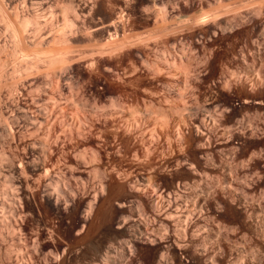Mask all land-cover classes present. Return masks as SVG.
<instances>
[{"label": "rangeland", "instance_id": "rangeland-1", "mask_svg": "<svg viewBox=\"0 0 264 264\" xmlns=\"http://www.w3.org/2000/svg\"><path fill=\"white\" fill-rule=\"evenodd\" d=\"M35 1L20 13H46L37 33L13 21L16 0L5 3L0 97L14 71L20 110L34 116L43 102L79 112L75 151L62 135L55 157L76 197L62 219L39 192L37 217L24 198L11 214L0 170V264H14L9 246L27 251L34 237L44 247L28 264H178L177 244L186 264H264V0ZM11 28L22 30L18 43ZM49 50L65 52L64 63L33 64ZM20 113L10 158L38 138Z\"/></svg>", "mask_w": 264, "mask_h": 264}, {"label": "bare ground", "instance_id": "bare-ground-1", "mask_svg": "<svg viewBox=\"0 0 264 264\" xmlns=\"http://www.w3.org/2000/svg\"><path fill=\"white\" fill-rule=\"evenodd\" d=\"M7 1V0H6ZM6 1H5V3H6ZM13 1V0H12ZM15 1V0H14ZM1 2H4V1H1L0 0V13H1V21H2V23H5V24H7V27H9V21H8V16L6 15V13H5V3H1ZM10 2V1H9ZM8 4V3H7ZM11 3H9V5H10ZM34 4H37V1H35V0H31L30 2L28 1V0H16V2L12 5L11 4V6H12V9H13V14H14V19H13V21L15 22V24H17V27H19L20 29H25V28H27V26L31 23L34 27H35V31L34 32H39L40 31V28H41V23H42V18L44 17V15H46V13L43 15V17L37 12V13H32L30 16H25V15H22L20 12H21V10L23 9V10H25V9H29L30 7H32ZM34 6H38V5H34ZM33 6V7H34ZM33 7H32V9H33ZM8 8H9V6H8ZM11 9V8H10ZM10 11H12V10H10ZM41 11H42V9H41ZM22 12H24V11H22ZM44 13V12H43ZM64 13H66V12H63V14ZM51 14V13H50ZM67 14V13H66ZM66 16H68V14L67 15H65L64 14V16H62L63 17V21L65 22V23H67V25L70 23H72L71 22V20L69 19V18H67ZM53 17V16H52ZM51 18V17H50ZM50 18H47V19H50ZM46 19V18H45ZM4 21V22H3ZM51 21H52V19H51ZM45 22V21H44ZM49 22H50V20H49ZM63 22V23H64ZM69 22V23H68ZM1 23V22H0ZM67 25H65V26H67ZM11 27V26H10ZM63 27H64V25H63ZM70 27V26H69ZM19 28H11V30H12V32L10 33V34H12V36L14 37V39H17V41H16V43H18V38H19V34H20V32H22V30H20ZM60 28H62V26L60 27ZM26 30V29H25ZM20 31V32H19ZM35 33V34H36ZM11 36V37H12ZM13 37H12V39H13ZM14 42H15V40H14ZM53 42V41H52ZM57 42V41H56ZM50 43V42H49ZM55 43V42H54ZM53 43V44H54ZM50 45V44H49ZM52 46L54 47L55 45H52L51 44V49H52ZM50 49V50H51ZM48 51V53H45V54H42V56H40V57H38V58H36L35 59V62L33 63L34 65H36V63H45V64H48V65H52V64H54L55 62H57V63H59V61H61V62H63L64 63V61L63 60H65L66 58H65V56L63 55L65 52H63V53H59V54H56V53H54V51ZM66 62V61H65ZM43 65V64H42ZM56 65V64H55ZM48 67H50V66H48ZM53 67V66H52ZM25 70H26V68H25ZM24 70V71H25ZM56 71V70H55ZM54 71V73H57V71L55 72ZM26 72V71H25ZM53 73V72H52ZM53 73V74H54ZM6 74V73H5ZM15 73H14V71H11V72H9V77H10V80L8 81L7 80V78L5 77L4 78V80H7L6 81V84L5 85H7L6 86V88H7V93H6V96L5 95H3V96H5V99L3 100L2 99V96L0 97V125L2 124V129H1V132H0V138H1V141H0V170H3V172L1 173V174H3V177L5 176V178H6V180H7V182L9 183V187H8V189L10 188V190L9 191H7V193L5 192V195H6V198L10 201H6V200H4L3 201V203H2V206L6 209V208H10L9 210H10V212H11V214H12V212L15 210V209H13L17 204V202H20L19 200L20 199H22V198H24L26 201V210H25V212H28L29 214H31L32 215V218L34 219V217L33 216H35V208H34V205L32 204V199H34V195L36 194V192L38 193H43L42 195V198H41V204L43 203V205L46 207V208H48L50 211H52L53 213H55L56 215H58L61 219L62 218H64V216L65 215H67L66 214V211L70 208V206L72 205V203L71 202H73V200H74V198L76 197V195H75V191H73L72 190V188H71V185H70V182L68 183L67 182V184L65 183V185H67V187L66 186H63V185H61V184H63V182H61L62 181V177L61 178H59V175L61 174V175H63L62 173H60V171H61V167L63 166V162H62V160H61V158H63V157H61L60 158V156H62V155H60L59 157H57V158H55L56 157V155H57V152H56V149L58 148L57 147V144H58V141H59V139L61 138V136L63 135V136H66L67 138H68V142H67V144L69 145V146H71V147H69V148H75L76 147V142H78V141H76V134H78V133H76V129L74 128V127H76V126H73V125H75V122L78 120V111L77 110H75V109H73L72 107V109L71 110H69V111H67V110H65L66 109V107L68 106H66L65 108L64 107H57L58 109H56V106H55V109L56 110H54V109H52V108H49V107H47V106H45V105H43L42 106V103L43 102H41L36 108H35V110H33V107H32V110H33V114H34V116H30V113H26L25 112V110L27 109H25V110H20L19 109V107H20V105H19V107H17V105H16V102H15V94H16V91L18 90L17 89V81L16 80H14L12 77L13 76H15L14 75ZM52 74V75H53ZM58 74V73H57ZM3 75V74H2ZM1 75V76H2ZM48 75H50V74H48ZM6 76L8 77V75L6 74ZM17 76V75H16ZM15 76V77H16ZM58 76V75H57ZM2 77H4V75L2 76ZM9 77H8V79H9ZM25 77H27V76H24V78ZM55 77V76H54ZM23 78V79H24ZM3 79V78H2ZM16 79V78H15ZM26 79V78H25ZM51 79H53V77H51ZM56 79V78H55ZM45 79H43V81H44ZM15 81H16V83H15ZM42 81V79H41V81H40V83H42L43 82ZM55 81V80H54ZM59 81V80H58ZM8 83V84H7ZM69 83H71V82H69ZM23 84V83H22ZM58 84V83H57ZM24 85V84H23ZM41 85V84H40ZM39 83L37 84V91H38V89H39ZM46 85H47V83H46ZM69 85H71V84H69ZM25 86V85H24ZM59 86V85H58ZM57 86V87H58ZM72 86V85H71ZM70 86V88H72ZM26 87V86H25ZM45 88H46V86H45ZM74 88V87H73ZM25 89V88H24ZM34 88H32V90H33ZM44 89V88H43ZM42 89V90H43ZM47 89H49V88H47ZM35 90V89H34ZM33 90V91H34ZM42 90H39V92H41L42 93ZM50 90V89H49ZM29 91V90H28ZM32 91V92H33ZM50 91H52V88H51V90ZM59 91V90H58ZM72 91V90H71ZM70 91V92H71ZM21 92V91H20ZM30 92V91H29ZM35 92V91H34ZM39 92H37V93H39ZM54 91H52V93H53ZM61 92V91H60ZM17 93H18V91H17ZM23 93V92H22ZM47 93V92H46ZM45 92H44V94H46ZM58 93V92H57ZM62 93V92H61ZM60 93V94H61ZM19 94V93H18ZM17 94V95H18ZM40 94V93H39ZM50 94V93H49ZM75 94V93H74ZM53 95V96H52ZM50 94V96H52L53 98H54V94ZM73 95V94H72ZM48 96V95H47ZM52 97H50V99L52 98ZM74 97V96H73ZM68 98V97H67ZM70 98V97H69ZM69 98L67 99V100H69ZM44 99H45V97H44ZM71 99V98H70ZM74 99H77V98H74ZM53 100H55V99H52L51 101L53 102ZM38 101V100H37ZM42 101V100H41ZM46 101V100H45ZM69 101H71V100H69ZM78 101V100H77ZM35 102V101H34ZM47 102V101H46ZM51 102V103H52ZM75 102V101H74ZM19 103V102H18ZM36 103V102H35ZM48 103V102H47ZM56 104H57V102H55ZM44 104H46L45 102H44ZM71 104H73V102L71 103ZM75 104V103H74ZM78 104V103H77ZM53 105H54V102H53ZM53 105H52V107H53ZM70 105V104H69ZM36 106V105H35ZM49 106H51L50 104H49ZM74 106V105H73ZM77 106H80V105H77ZM83 107V106H82ZM81 107V108H82ZM76 108V107H75ZM79 108V107H78ZM24 109V108H23ZM79 111L81 110V109H78ZM83 110V109H82ZM19 111V112H18ZM20 111L22 112L23 111V113H20ZM29 112V111H28ZM88 112V111H87ZM18 113H20V114H22L21 116H22V120L23 121H26L27 123H31L32 125H34V128H35V130L33 129V131H35L36 132V134H38L37 135V139H35V140H33V141H31L28 145L26 144L25 146H27L28 147V153H26V149H24V154L26 153L27 155H26V157H23V155H22V157L19 155V158H17L16 156H18V155H15L14 157L12 156L11 158L10 157H8V156H6V153H5V146L6 145H8V147L9 148H11L12 149V147H13V142L14 141H16L15 140V129L17 128V126H19L18 124H19V122H18V117L16 118V116H17V114ZM81 113V112H80ZM29 114V115H28ZM33 114H31V115H33ZM88 114V113H87ZM86 114V115H87ZM84 115V114H83ZM93 116H94V114H93ZM30 117H32L33 119H31ZM84 117V116H83ZM87 117V116H86ZM83 119V118H82ZM29 120H33V122H28ZM84 120V119H83ZM25 122V123H26ZM26 123V124H27ZM81 123H83L82 121H81ZM30 124V125H31ZM22 125V124H21ZM77 125V124H76ZM25 126V125H24ZM28 126V125H27ZM80 126V125H79ZM31 127H33V126H31ZM78 127V126H77ZM84 127V126H83ZM86 127V126H85ZM88 127V126H87ZM25 128V127H24ZM23 128V129H24ZM80 129V128H79ZM134 129V128H133ZM17 130H19V129H17ZM81 130V129H80ZM25 131V130H24ZM87 131V130H86ZM17 132V131H16ZM35 132H33V134L35 133ZM79 132V131H78ZM81 132V131H80ZM35 134V135H36ZM84 134H85V132H84ZM77 137H79V135L77 136ZM84 138H86V137H84ZM79 139V138H78ZM83 140V139H82ZM63 141V140H62ZM66 142V141H65ZM75 144V145H74ZM59 145V144H58ZM65 145H66V143H65ZM68 145H67V148H68ZM24 146V147H25ZM60 146V145H59ZM75 146V147H74ZM7 147V148H8ZM15 149H16V147H14ZM66 148V149H67ZM78 148V147H77ZM10 149V150H11ZM58 149H60V148H58ZM72 149V150H73ZM13 150V149H12ZM62 150H64V148L63 149H61V151ZM67 150H69V151H67ZM67 150H65V151H67V152H65V154L67 153L68 154V152H70L71 150L70 149H67ZM14 151V150H13ZM12 151V152H13ZM16 151V150H15ZM58 151V150H57ZM75 150H73V152H74ZM6 152H8V151H6ZM58 152H60V151H58ZM63 152V151H62ZM61 152V153H62ZM60 153V154H61ZM10 154V153H9ZM13 154V153H12ZM62 154H64V152L62 153ZM67 154L65 155V156H67ZM82 154V153H81ZM8 155V154H7ZM14 155V154H13ZM71 154L69 153V156H70ZM78 155H79V153H78ZM72 156V155H71ZM82 156V155H81ZM93 156V155H92ZM96 156V155H95ZM99 156V155H98ZM21 157V158H20ZM14 158V159H13ZM15 158H17V159H15ZM55 158V159H54ZM69 159L70 160V158H68V157H65V159ZM78 158L80 159V155L78 156ZM91 158V157H90ZM94 158V157H93ZM64 159V160H65ZM5 160V161H4ZM14 160H18L17 162H15ZM86 160V159H85ZM91 160H93V159H91ZM65 161H67V160H65ZM93 161H95V159L93 160ZM92 161V162H93ZM99 161V160H98ZM68 162V161H67ZM83 162H84V160H83ZM61 164H62V166H61ZM66 166H67V164H69V163H64ZM86 164H87V162H86ZM89 164V163H88ZM64 165V167H66ZM67 167H70L69 165L67 166ZM2 168V169H1ZM63 168V167H62ZM0 174V175H1ZM60 175V176H61ZM65 177V176H64ZM67 178H65V180H66ZM63 181H64V178H63ZM67 181H68V179H67ZM15 184H18L20 187H18L17 185H16V187L17 188H20V190H17L16 189V187L15 188H12L13 187V185H15ZM104 186V185H103ZM73 187V186H72ZM102 187V186H101ZM74 189V188H73ZM101 189H103V188H101ZM100 189V190H101ZM19 191H21V192H19ZM19 192V193H18ZM97 192V191H96ZM95 192V193H96ZM79 193V192H78ZM18 194H20V195H18ZM83 194H84V192H83ZM89 194V193H88ZM87 194V195H88ZM170 194V193H169ZM171 195V194H170ZM20 196V197H19ZM96 196V195H95ZM78 197V196H77ZM81 197V196H80ZM180 198V197H179ZM178 198V199H179ZM92 199V198H91ZM90 199V201H92ZM42 200H43V202H42ZM23 201V200H22ZM33 201H35V200H33ZM75 201V200H74ZM89 201V202H90ZM95 201V200H94ZM195 202V201H194ZM36 203V202H35ZM34 203V204H35ZM16 204V205H15ZM36 205V204H35ZM73 205H75V203L73 204ZM196 205V204H195ZM19 206V205H18ZM21 206V205H20ZM155 206V205H154ZM17 207V206H16ZM72 207V206H71ZM153 207V206H152ZM168 207V206H167ZM73 208H74V206H73ZM169 208V207H168ZM175 208V207H174ZM11 209H13V210H11ZM37 209H40V208H37ZM72 209V208H71ZM88 210H89V208H87ZM159 209V208H158ZM157 209V210H158ZM18 210V209H17ZM70 210V209H69ZM73 210V209H72ZM71 210V211H72ZM166 210V209H165ZM16 211V210H15ZM38 212H40V210H38ZM67 212H69V211H67ZM73 212V211H72ZM15 213V212H14ZM13 213V214H14ZM27 213V214H28ZM41 213V212H40ZM88 212H85V214L84 215H86ZM163 213V212H162ZM165 213V212H164ZM24 214V213H23ZM69 214V213H68ZM169 214V213H168ZM170 214H171V212H170ZM169 214V215H170ZM4 215V214H3ZM31 215H29V216H31ZM40 215V214H39ZM39 215H38V217H39ZM176 215V214H175ZM184 215V214H183ZM182 214L181 215H179V216H183ZM1 216V215H0ZM57 216V217H58ZM176 217V218H173V216L171 215V216H168L167 217V220L168 221H170L171 220V222L172 221H174V222H176V224L177 225H179L180 224V222L181 221H183L182 220V218L183 217ZM186 216V215H185ZM2 217H4V218H6L7 216H2ZM35 217H37V216H35ZM41 217V216H40ZM39 217V218H40ZM70 218H71V216H69ZM82 217H85V216H83L82 215ZM87 217V216H86ZM175 217V216H174ZM59 218V219H60ZM73 218V217H72ZM2 219L3 218H1L0 220H1V223L3 222L2 221ZM8 218H6L5 220H7ZM4 220V219H3ZM35 220H36V218H35ZM185 220V219H184ZM36 221H38V220H36ZM41 220H39V222H40ZM76 221V220H75ZM74 221V222H75ZM87 221V220H86ZM9 222H10V220H9ZM9 222H4V223H8L9 224ZM183 222H185L186 223V220L185 221H183ZM11 223V222H10ZM188 223V222H187ZM192 223V222H191ZM140 224V223H139ZM172 224H174V223H172ZM182 224V223H181ZM2 225L4 226V225H6V224H3L2 223ZM73 225H74V223H73ZM166 225V224H165ZM176 225V226H177ZM186 225V224H185ZM7 226V225H6ZM10 226V225H9ZM167 226V225H166ZM186 226H188V225H186ZM5 227V226H4ZM8 228V227H7ZM168 228V227H167ZM179 228H180V226H179ZM181 229H183V228H181ZM8 230V229H7ZM12 230H13V228H12ZM50 230V229H49ZM48 230V231H49ZM80 230V229H79ZM81 230H82V228H81ZM184 230V229H183ZM16 231H18V230H16ZM51 231V230H50ZM138 231H139V233L142 231V226L141 225H138ZM194 231V230H193ZM14 232V231H13ZM12 232V233H13ZM15 233V232H14ZM142 233V232H141ZM140 233V234H141ZM193 233V232H192ZM191 233V234H192ZM40 234V233H39ZM53 234V233H52ZM209 234V233H208ZM12 235V234H11ZM35 235V234H34ZM38 235V234H37ZM193 235V234H192ZM59 236V235H58ZM208 237L210 236V235H207ZM214 236V235H213ZM14 237V236H13ZM38 237V236H37ZM52 237V236H51ZM206 237V236H205ZM50 238V237H49ZM90 237H88V235L87 234H80V239L81 240H83L84 241V243H86V245L87 244H91L92 243V241H91V239H89ZM200 238V237H199ZM198 238V239H199ZM31 239H33V238H31ZM40 239V238H39ZM196 239V238H195ZM53 240V239H52ZM206 240V239H205ZM204 240V241H205ZM217 240V239H216ZM219 240V239H218ZM54 242V241H53ZM25 243V242H24ZM31 242H29V244H30ZM26 244V243H25ZM24 244V245H25ZM29 244H27V245H29ZM89 244V245H90ZM175 244H176V242H175ZM212 244V243H211ZM22 245V244H21ZM27 245H25V246H27ZM178 245V244H177ZM176 245V248L173 250V256H174V259H175V261L178 263V264H186V262L182 259V257L180 256V253L178 252V250H180V248H179V246H177ZM205 245V244H204ZM42 246L44 247V245L42 244V242L41 241H39L37 238H35L34 237V239H33V245L32 246H30L29 245V248H28V250L27 251H25V250H23V251H25V252H23L22 251V248H18V250L16 251V250H14V248L12 249V251L10 252H7L8 251V249H10V248H12L11 247V245L9 246L10 248H8L7 249V251H6V254L8 255V259L11 261V260H13V263L15 264V262H14V260L16 259L17 261V263L16 264H28V262H27V260H26V257L25 256H27V259L28 260H32L33 259V256L35 255H38V254H40L41 252H42ZM68 246V245H67ZM182 246V245H181ZM20 247V246H19ZM31 247V248H30ZM201 247V246H200ZM66 248H68V247H66ZM71 248V247H70ZM15 249H17V248H15ZM30 249H32L31 251H30ZM64 251H65V248H64ZM63 251V253H65ZM67 251H68V249H67ZM71 251V250H70ZM13 252H14V254H13ZM69 252V251H68ZM13 255H12V254ZM70 253H72V252H70ZM182 254V253H181ZM217 254V253H216ZM40 255H42V254H40ZM68 255H70V254H68ZM68 255H66V253H65V256L67 257ZM215 255V254H214ZM39 256V255H38ZM64 256V255H63ZM64 256V257H65ZM71 256V255H70ZM13 257H15L14 259H12ZM212 257V256H211ZM210 257V258H211ZM209 258V259H210ZM212 258H214V257H212ZM66 259V258H65ZM215 259H216V257H215ZM213 261H210V262H213L214 263V259H212ZM34 261V260H33ZM217 261V260H216ZM217 263V262H216ZM219 264V263H218Z\"/></svg>", "mask_w": 264, "mask_h": 264}]
</instances>
